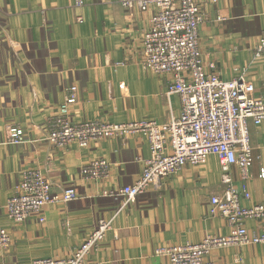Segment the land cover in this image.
<instances>
[{"label": "crops", "instance_id": "obj_1", "mask_svg": "<svg viewBox=\"0 0 264 264\" xmlns=\"http://www.w3.org/2000/svg\"><path fill=\"white\" fill-rule=\"evenodd\" d=\"M198 1L203 13L198 45L205 68L224 79L241 77L246 91L264 100V53L254 54L264 32L262 0ZM152 11H128L118 0H83L82 5L74 0H0V225L10 235L9 245L0 247V264L66 256L99 217L110 227L90 257L102 264H157L165 260L156 253L158 247L229 232L225 218L209 213L210 195L223 186L214 154L199 164H184L162 178L158 189L124 204L120 194L110 191L140 176L136 157L150 154L145 136H112L88 147L72 142L62 148L43 139L71 84L77 86L69 105L74 120L163 121L170 112H179L178 94L166 89L171 74L140 64L141 37ZM8 126L22 128L25 140L3 143ZM247 127L251 175L242 180L234 165L230 175L236 188L248 190L251 202H264V176L259 175L264 169V120H248ZM100 157L110 163L108 175L82 177L80 166ZM27 169L44 174L53 193L72 184L78 197L47 203L44 222L13 221L4 204ZM245 225L249 234L263 229L255 218ZM206 258L213 264H264V243L214 248Z\"/></svg>", "mask_w": 264, "mask_h": 264}, {"label": "built area", "instance_id": "obj_2", "mask_svg": "<svg viewBox=\"0 0 264 264\" xmlns=\"http://www.w3.org/2000/svg\"><path fill=\"white\" fill-rule=\"evenodd\" d=\"M118 1L128 11L153 8L149 25L141 37L140 64L155 73L171 74L166 89L178 94L179 112H170L163 121L149 118L74 120L69 105L76 99L77 86L71 84L47 122L43 139L55 148H62L72 142L80 147H88L91 142L112 136H145L150 154L136 157L142 165L140 176L116 191H110L111 194H120L124 204L133 202L138 194L148 189H158L162 178L184 164H199L209 154L217 156L223 186L220 191L210 195L209 213L225 218L229 232L206 234L197 242L158 247L156 253L163 255L165 260L157 264H213L206 256L214 248L264 243V202H251L248 190L236 188L230 175L232 165L237 167L242 180L251 175L253 158L247 121L259 124L264 120V100L250 95L241 77L224 79L216 71L205 68L198 45V28L203 20L198 0ZM74 3L82 5L83 0H74ZM217 18L223 16L217 15ZM263 53L264 32L254 51L256 56ZM24 140L22 128L8 126L2 142L19 144ZM109 170L110 163L100 157L80 166L79 173L85 179H99L106 177ZM259 175L264 176L263 168H260ZM77 197L78 192L72 184L59 193H53L50 180L44 174L38 169H27L22 172L4 206L6 215L17 223L27 222L31 218L44 222L47 203ZM242 199L249 203L243 204ZM248 218L262 221L263 229L249 234L245 225ZM109 227L110 222L99 217L84 240L66 256L33 258L24 264H102L92 259L90 254L98 250ZM9 243L10 235L0 225V247L5 248Z\"/></svg>", "mask_w": 264, "mask_h": 264}]
</instances>
